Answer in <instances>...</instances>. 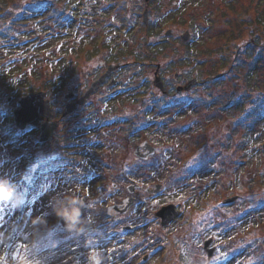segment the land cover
I'll return each instance as SVG.
<instances>
[{
    "label": "rangeland",
    "instance_id": "obj_1",
    "mask_svg": "<svg viewBox=\"0 0 264 264\" xmlns=\"http://www.w3.org/2000/svg\"><path fill=\"white\" fill-rule=\"evenodd\" d=\"M25 1L0 0V11L4 12L0 25L5 27L8 23L11 30L15 28L11 31L14 38L0 37V46L4 47V50L0 47V106L9 112L29 89L45 90L50 83L55 117L39 119H44V123L54 122L55 128H59L45 143L34 142L38 140L37 129L12 138L16 135L9 123L12 120L4 117L6 112H0L3 139L0 178L10 179L17 195L21 184L30 193L25 194V214L16 222L14 233L17 195L12 204L0 203V239L11 240L7 242L8 254L2 264H88L89 252L96 250L103 252L104 264H206L207 254L202 245L209 237L213 238L210 246L215 248L211 264H264V61L257 59L250 71L247 63L253 59L246 57L243 59L246 63L236 61V68L231 70L236 76L233 81L241 85L236 87V94L248 93L243 108L221 113L216 110L226 94H230L226 80L217 85L219 88L211 84L204 88L198 82L187 91L183 98H193L196 112L191 116L181 115L180 119L148 112V96L146 104L132 100L143 96L142 71L150 73V61L153 71L159 63L161 67L173 65L174 71L187 69L189 76L200 75L209 84L212 77L208 69L227 71L229 62L220 66L223 54L234 56L239 51V58L245 43L254 40L253 36L259 37L255 39L259 43L255 46L257 50L264 49V0H41L42 10L34 14L28 10L32 14L29 17L14 19L16 14L25 13ZM95 6L98 9L92 11L91 7ZM67 13L70 17L60 20ZM186 29L190 38L182 41L180 34ZM165 32L172 33L171 37L155 45ZM146 40L151 46H144ZM233 41L240 47L229 53V43ZM115 44L126 46L125 51L131 48L135 54L131 61H135L136 75L131 77V82H137L131 84L121 75L116 95L131 94V97L105 100L110 88L95 102L99 101L107 113L102 117L119 116L128 121L101 126L95 124V114H91L83 122L91 123L92 129L73 126L74 120L78 122L84 112L77 109L66 115L62 113V94L68 87L65 80L75 75L86 76L87 67L109 57ZM11 55H17L15 61H6ZM66 57H70V62L65 61ZM77 62L83 67L74 71ZM124 62L117 60L119 64ZM9 69L13 71H2ZM6 81L11 84L7 86ZM121 110L123 113L119 114ZM153 116L155 125L136 131L135 135L127 128L130 123L135 128L133 122L144 124ZM157 120L163 124L157 126ZM145 144L156 150L152 158L142 160L135 150L140 151ZM21 147L27 149L24 157ZM34 152L39 156L38 175L30 167L27 181L18 180L24 170L23 161ZM112 160L121 168L120 174H127L131 184H137L131 194L136 202L114 221L106 216L108 207L120 201L117 207L121 208L124 197L115 195L111 180L105 179ZM46 166L48 172L44 170ZM85 166L102 172L101 178ZM119 178L117 182L127 184L123 175ZM156 183L162 187L157 193L149 194L146 188H153ZM234 194L236 202L225 204L224 200ZM67 197L81 204L87 198L88 208L83 204L82 209L83 221L87 224V217L91 216L94 223L90 227L98 229L99 236L77 234L60 225V217L51 204ZM169 203L175 204L180 212L163 225L155 211ZM213 207L216 211L211 210ZM126 224L133 230L123 232ZM109 232L115 233L107 239ZM98 237V244L85 246L99 240ZM81 248L85 255L74 257ZM143 254L149 258L141 263Z\"/></svg>",
    "mask_w": 264,
    "mask_h": 264
},
{
    "label": "flooded vegetation",
    "instance_id": "obj_2",
    "mask_svg": "<svg viewBox=\"0 0 264 264\" xmlns=\"http://www.w3.org/2000/svg\"><path fill=\"white\" fill-rule=\"evenodd\" d=\"M107 8L108 7H106L105 10ZM97 9L98 8L96 6L93 9L91 7L92 11H96ZM147 9L148 8L146 7L144 9L145 14L143 13L145 24L147 22L146 21L147 13H148ZM112 11H113V8H112ZM104 13H106V12H104ZM131 19H133V18L131 17ZM120 20L123 23V20L122 19H120ZM171 34L166 35V36L164 35V37H160L155 45H160L161 43L166 42L171 37ZM144 43H145L146 47L151 46V44L147 40ZM112 46H113V48L111 49V52L109 51V53L110 54L112 53L115 55L111 54L112 57L110 55L109 57L100 58L94 64V66L87 67V69L85 71L86 76L79 77V75H75L74 77H72V76L69 77V79L67 80L68 87L65 89V95L62 99L63 104H65L67 102L68 103H76L77 105L75 106V109L73 111L77 112L76 111L77 109H79V110L82 109L81 111L84 112V116L86 118L89 117L91 114H95L94 115V118L96 119L95 124L97 125L98 123H101V126L102 125H113L112 123L107 122L108 118L102 117V114H107V113L105 112V109L101 106V104L99 102L100 101L99 99L103 98V92L106 89L112 88L111 93L105 98V100H117V99L119 100L120 98L123 99L126 97H131V94H129L126 97H118L116 95V94H118V92H115L114 90H117L119 87L118 82L121 81V75H123L125 77L126 81L131 82V75L133 74V63L135 62V61H131V56H133L135 54L131 53V48H129L130 50L125 51L123 48H125L126 46L116 45V44L112 45ZM1 49L4 50V47H1ZM149 54H151V52ZM10 59H13L12 55L8 56V59L6 61H8ZM38 59H39V56H38L36 61H38ZM118 59L120 61L125 60V62L122 64H119V63H117ZM65 61L70 62V57H66ZM152 62L153 61L149 62V65H150V68H149L150 73L149 74H148V72L146 74L145 72L142 71L143 77L141 78L142 79L141 83L144 84L143 91L147 87V85L152 86L153 83L151 84L150 81L152 82L153 79L157 75L161 77L162 88L155 87L153 85V88H152L150 94H146V92H143V102L147 100V99L145 100V98H146V96H148L147 101H149V103L146 104L148 106L147 111L150 113L153 112L155 115L160 116V117H162L163 113H166L169 116H172L173 118L175 117L177 119H180L179 117L181 115L191 116L193 112H196V110L195 111L193 110V101L191 100L193 98L190 97L189 100H185L183 98V96L187 95V91H189L193 86L198 85V83L191 86L188 90L185 91L182 88L186 84L187 80H189L192 77V76H189L187 74V72H185V70H187V69L181 70V71H174L173 65H170V66L166 65V66L161 67V65L159 63L154 68V71H153V66H151ZM68 64L69 63H67V65ZM142 64L146 65V67L148 66L146 63H142ZM85 65H87V64H85ZM78 67L82 68L83 65H80V63H78V62L75 63L74 64V71H75V68L77 69ZM12 69H9L8 71H10ZM170 70H172L173 72H170ZM2 71L6 72L5 70H2ZM149 75H153L152 79L150 77L147 78V76H149ZM197 76H199V75H197ZM75 77H79V79L74 80ZM100 77H103V80L101 81V83H99V85H94L92 82H94L95 80H97ZM77 81H83V82L77 83ZM146 82H149V83H146ZM6 83H7V86H9L10 82L6 81ZM122 84H124V83H122ZM199 84L203 85L202 82H199ZM39 90H41V89H38V90L37 89H31L28 92H31V91L35 92V91H39ZM44 91H46L45 98L49 99V102L51 105V117H53V116L55 117V112L53 110L54 100H53V103H51L52 93L50 92L51 91L50 83H47V87L45 88ZM81 99H83L82 104L79 103V100H81ZM19 100L17 101L16 105L12 108V110L9 111V114H8L9 116H12L13 110L17 109L20 106ZM95 100H99L98 104H96ZM133 100L135 101V97H133ZM1 108H3V107L0 106V109ZM156 109H160L161 111L156 112L155 111ZM121 113H123L122 110L119 112V114H121ZM96 115L101 117L100 121H98L99 117L97 119ZM51 117H50V119H51ZM151 118H153L152 122L155 123L154 122L155 121L154 116ZM113 119H114V117H113ZM43 120L41 121V119H38V121L34 125L31 123H27L25 125V127H22V128L17 127V130L20 131L21 133H23L27 130L37 129L38 132H40V129H41L42 125L44 124ZM162 120H157L158 126L160 124H163ZM152 125H155V124H152ZM152 125H149V127L145 126L144 129L150 128ZM58 128H59V126L53 131L52 136L55 135L54 133ZM131 131L134 132V127H131ZM51 137H49V139L45 142L50 141L52 139ZM130 138H131V136L129 137V139ZM34 142L38 143L39 141L37 139H35ZM45 142H43V143H45ZM35 164L36 163L34 162V165ZM121 164H123L125 166L126 163L121 162ZM116 165H117V162L115 163V161L112 160V163L108 167V172H106V179L111 180V183L113 184L111 189L114 188V191H115L114 194L117 196L122 195L124 197V199L122 201V207L126 204L125 201L130 203V206H131V187H130V190L128 189V186H131V177H129L125 173L120 174V172L116 170ZM128 168H130L129 162H128L127 169ZM122 175L125 177L124 179L127 181V184L123 183V182H117L116 181V179H120L119 177ZM125 189L127 190V192L125 191ZM136 189L137 188H135L134 190H136ZM146 190L150 191V190H153V188L147 187ZM123 191H124V193H121ZM119 202L120 201H118V203L114 202L113 207L109 209L114 220H119L121 217V215L119 214L121 211H120L119 207H117V204H119ZM132 202L134 204V202H136V200L134 201V198H133ZM84 205L86 208H88L87 202L84 203ZM81 222H83V216L81 218ZM87 226H88V228L86 229L87 230L86 232L89 235L93 234L94 236H97L98 234H100L98 229H96L95 227L92 229L90 227V225L87 224ZM76 227L78 228V225ZM127 228H131V225L127 226ZM81 235H84V234L81 233ZM91 243H95V242L91 241ZM78 255L79 256L85 255V251L83 248H81L78 251ZM79 256H77V257H79Z\"/></svg>",
    "mask_w": 264,
    "mask_h": 264
},
{
    "label": "water",
    "instance_id": "obj_3",
    "mask_svg": "<svg viewBox=\"0 0 264 264\" xmlns=\"http://www.w3.org/2000/svg\"><path fill=\"white\" fill-rule=\"evenodd\" d=\"M184 39L189 38V34L186 33L182 35ZM196 80H190L183 88H188L190 85L195 83ZM155 84L158 86H162L161 80L159 76L155 78ZM44 92L38 93H30L21 99V108L15 111L16 114V122L19 125H25V123H36L39 118L43 116H49L50 114V106L48 100H45ZM83 99L80 100V102ZM74 105V104H73ZM72 109L71 105H67L66 113ZM56 124L54 122L48 121V123L43 124V132L41 134V138L46 139L49 135H51V131L55 128ZM1 143V140H0ZM174 207L172 205L164 206L160 211L159 215L162 217V223L165 224L171 221L176 215L177 211H174ZM82 226V225H81ZM211 240H207L205 245H208ZM213 249L209 250V256H211Z\"/></svg>",
    "mask_w": 264,
    "mask_h": 264
},
{
    "label": "clouds",
    "instance_id": "obj_4",
    "mask_svg": "<svg viewBox=\"0 0 264 264\" xmlns=\"http://www.w3.org/2000/svg\"><path fill=\"white\" fill-rule=\"evenodd\" d=\"M17 195V188L8 178H0V203H14ZM51 204V201H50ZM55 214L62 218L69 226V230L78 231L80 233L86 232L84 228H77L76 226L81 223L83 204L76 199L67 197L58 199L56 203L51 204ZM94 220L91 216L87 217V224L91 225ZM86 247H91V242L86 243ZM88 264H104V254L102 251H90L88 255Z\"/></svg>",
    "mask_w": 264,
    "mask_h": 264
},
{
    "label": "trees",
    "instance_id": "obj_5",
    "mask_svg": "<svg viewBox=\"0 0 264 264\" xmlns=\"http://www.w3.org/2000/svg\"><path fill=\"white\" fill-rule=\"evenodd\" d=\"M23 16H27V14L25 13V14H23ZM264 23V19H263V21H262V24ZM257 38H259V37H257ZM256 39V38H255ZM252 40V41H248V43H247V49L245 50L246 51V53H250L251 52V49L255 46L254 44L256 43L257 44V42H255L256 40ZM262 53H260V54H258V58H260V59H264V49L262 48ZM247 57H249V58H252V55H250V54H248V56ZM241 59V58H240ZM240 59L238 60V61H240ZM242 60V59H241ZM242 63V62H241ZM243 63H244V61H243ZM235 65H237V64H235ZM255 67V64H253V61L251 62L250 61V63H247V68H249L250 69V71H252V69ZM14 70V69H13ZM12 70V71H13ZM7 73H10V72H8V70L6 71ZM38 72V71H37ZM11 84V83H10ZM11 86V85H10ZM31 89H34V88H31ZM31 89H29V90H31ZM77 125H81L80 123H78L76 120H74V123H73V126H77ZM232 162V161H231ZM230 162V163H231ZM243 169L241 168L240 169V171H242ZM186 264V263H185Z\"/></svg>",
    "mask_w": 264,
    "mask_h": 264
},
{
    "label": "bare ground",
    "instance_id": "obj_6",
    "mask_svg": "<svg viewBox=\"0 0 264 264\" xmlns=\"http://www.w3.org/2000/svg\"><path fill=\"white\" fill-rule=\"evenodd\" d=\"M67 227H69V226L67 225Z\"/></svg>",
    "mask_w": 264,
    "mask_h": 264
}]
</instances>
